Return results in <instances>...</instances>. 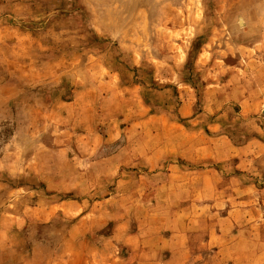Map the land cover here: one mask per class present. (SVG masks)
Returning <instances> with one entry per match:
<instances>
[{
    "label": "crops",
    "instance_id": "0c3cea01",
    "mask_svg": "<svg viewBox=\"0 0 264 264\" xmlns=\"http://www.w3.org/2000/svg\"><path fill=\"white\" fill-rule=\"evenodd\" d=\"M140 89L91 83L62 103L77 121L69 136L61 129L51 146L0 159L6 178L37 182L0 181V264H264V177L249 171L243 145L205 122L218 98L207 91L196 107L186 89L177 113L153 115Z\"/></svg>",
    "mask_w": 264,
    "mask_h": 264
},
{
    "label": "rangeland",
    "instance_id": "374dc122",
    "mask_svg": "<svg viewBox=\"0 0 264 264\" xmlns=\"http://www.w3.org/2000/svg\"><path fill=\"white\" fill-rule=\"evenodd\" d=\"M4 3L9 16L0 11V25L13 28L7 38L0 34V86L11 83L3 91L13 98L0 101V159L21 157L28 145L33 151L35 141L51 146L61 129L69 136L77 121L64 116L63 101L115 77L120 85L138 83L153 115L177 113L186 89L198 97L196 107L211 91L220 110L205 122L214 119L243 145L254 156L249 171L264 177V0ZM143 116L142 124L163 125ZM1 180L10 188L37 183L4 173Z\"/></svg>",
    "mask_w": 264,
    "mask_h": 264
}]
</instances>
